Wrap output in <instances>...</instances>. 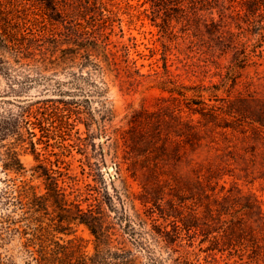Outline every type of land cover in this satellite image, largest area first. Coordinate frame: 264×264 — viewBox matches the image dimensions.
<instances>
[{
	"label": "trees",
	"instance_id": "1",
	"mask_svg": "<svg viewBox=\"0 0 264 264\" xmlns=\"http://www.w3.org/2000/svg\"><path fill=\"white\" fill-rule=\"evenodd\" d=\"M36 1L56 12L57 0ZM78 2L80 20H96V14L103 22L101 28H106L105 0ZM147 3L151 20H161L158 25L165 33L172 32V22L188 30L200 20L215 24L216 20L227 18L232 26L226 34H217L219 51L229 57L224 75L219 74L222 77L220 85L211 82L208 86L203 83L175 85L168 79L160 83V89L167 91L177 102L174 108L159 107L154 112L142 110L138 114L143 117L131 120L129 130L122 134L128 170L141 187L140 203L146 212L156 214V221H162L156 226V235L166 248L178 246L184 233L191 239L199 236L201 243L208 242L209 251L227 252L237 257L246 255L264 264V217L255 198L222 195L224 186L216 192L211 186L213 172L210 168L207 174H196L192 181H186L177 175L165 174L160 166L166 161L170 143L176 158L180 147L188 146L191 151H196L202 145L201 132L208 128L209 131L220 130L223 136L236 133L251 142L247 163L256 167L259 159L260 175L257 178L264 179V98H256L250 91L253 82H241L244 71L249 68L257 71L264 65V0H144L143 4ZM5 13V8H0V78L5 82L4 88L0 87V173L6 176L0 180L3 183L0 187V249L3 250L0 264H140L133 251L117 240L103 207L89 205L84 209L77 201L70 200V194L59 185L53 169L35 167L40 170L36 173L43 180V191L31 181L17 182L8 177L9 174L22 176L26 172L19 156L26 142L34 149L32 138L35 133L30 126L49 134L50 130L43 124L45 113L40 109L47 110L51 100L26 99L24 94L33 84L31 74H41V68L27 61L30 48L21 32L24 30L20 27L11 29L10 23L2 18ZM86 24L77 22V29L72 34L90 39L87 43L100 48L99 40L90 36L87 30L96 26ZM101 36L107 39L104 34ZM32 41L36 42V39ZM76 49L66 48L61 52L72 54L69 61L77 68L86 69L89 80L92 72H104V67L94 62L91 54H79ZM75 53L79 56H74ZM103 57L106 58L104 62L109 63L108 56L103 54ZM134 71L144 77L138 69ZM73 75L72 80H76V74ZM168 83L174 86L169 87ZM241 86L244 93L239 89ZM222 88L225 97L217 95ZM205 92L209 93V102H219L220 106L207 103ZM183 107L188 111L187 120L182 116ZM101 108L104 121L109 112L102 105ZM168 110V117L175 123L173 136L161 131L164 112ZM38 115L41 118H37ZM31 117L35 118V123ZM89 121L94 123L92 117ZM85 125L87 127L88 123ZM242 171L245 177H250L248 168ZM80 226H84L93 238L91 254L85 250L84 240L76 235ZM130 226L127 220L123 234L135 235L133 228L129 231ZM14 240L17 245L9 250L7 247ZM150 264L168 263L154 260Z\"/></svg>",
	"mask_w": 264,
	"mask_h": 264
},
{
	"label": "rangeland",
	"instance_id": "2",
	"mask_svg": "<svg viewBox=\"0 0 264 264\" xmlns=\"http://www.w3.org/2000/svg\"><path fill=\"white\" fill-rule=\"evenodd\" d=\"M57 1L55 12L36 0H0V8L6 10L3 20L10 23L11 29L20 27L24 30L21 32L30 48L27 61L41 68V74H31L33 84L24 94L26 99L51 100L47 110L40 109L45 113L43 124L50 130L49 134L30 126L35 133L32 138L34 149L26 142L19 156L26 172L22 176L9 174L8 177L17 182L31 181L43 191V180L36 173L40 170L35 167L53 169L56 172L53 175L70 194V200L77 201L84 209L89 205L103 207L117 240L133 251L140 264H150L154 260L168 264L184 261L187 264H261L246 255L237 257L227 252L209 251L208 242L201 243L199 236L191 239L184 233L178 246L166 248L156 235V226L162 221H156V214L146 212L140 203L141 187L128 170L127 149L121 139L129 130V122L143 117L138 114L142 110L154 112L159 107L174 108L177 102L167 91L160 89V83L170 79L175 85L221 84L219 74L224 75L229 57L219 51L217 34H226L232 26L231 20L223 18L215 24L200 20L188 30L172 22V32L165 33L158 25L161 20H151L150 5L143 4L144 0H105L103 14L109 20H105L107 26L102 29L103 22L96 14V20H80L78 0ZM215 18L218 19L216 13ZM77 22L96 26L87 30L90 36L99 40L100 48L87 43L90 39L73 35ZM101 34L107 39L104 40ZM34 38L36 42L32 41ZM77 43L81 45L76 46ZM66 48H77L79 54H91V59L104 67V72H92L89 80L86 69L77 68L69 61L72 54L61 52ZM103 54L108 56L109 63L104 62ZM135 69L144 77H139ZM73 74H76V80H72ZM248 81L253 82L250 89L253 95L264 98V65L257 71L255 68L244 71L241 82ZM172 84L167 85L172 87ZM4 86L5 82L0 78V87ZM239 89L244 93L243 86ZM224 90L220 89L217 95L225 97ZM204 98L207 103L220 106L219 102L208 101V92ZM101 105L109 112L104 121L100 115ZM169 110L164 112L161 131L173 136L175 123L168 117ZM182 116L189 119L184 107ZM91 117L93 124L89 121ZM30 119L35 123L34 117ZM201 133V147L196 151H191L188 146L180 147L178 158L170 143L166 161L160 164L162 171L192 181L196 174H207L210 168L213 172L211 186L216 192L224 186L222 195L255 198L264 217V179L257 178L260 175L259 159L256 167L247 163L251 142L236 133L223 136L220 130L209 131L207 128ZM245 168L250 177H245L242 171ZM4 178L6 176L0 173V180ZM127 220L131 225L129 231L135 230L133 236L123 234ZM76 235L84 240L85 250L91 254L93 238L89 231L80 226ZM16 245L14 240L7 248L10 250Z\"/></svg>",
	"mask_w": 264,
	"mask_h": 264
}]
</instances>
